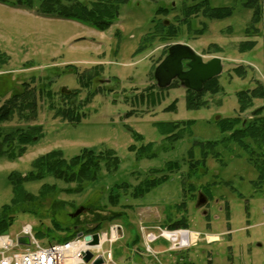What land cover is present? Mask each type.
I'll use <instances>...</instances> for the list:
<instances>
[{"label": "rangeland", "instance_id": "374dc122", "mask_svg": "<svg viewBox=\"0 0 264 264\" xmlns=\"http://www.w3.org/2000/svg\"><path fill=\"white\" fill-rule=\"evenodd\" d=\"M13 1L0 2V53L8 57L0 65V104L12 89L21 91L28 83L36 97L38 113L30 121L15 114L2 126L11 130L40 125L41 135L27 145L17 160L0 158V207L12 197L9 173H26L35 157L50 150L60 149L69 159L84 147L97 151L112 148L121 163L114 172L101 169L99 178L86 182L79 193L61 191L40 200L39 215L16 214L8 233L14 234L22 225L31 224L36 239L45 245L63 240L59 238L65 232L54 233L52 238L47 229L53 227V218L62 227L72 226L84 232L95 226L101 232L117 224L123 228L114 245L102 244L105 250L112 249L107 264H264V183H254L257 170L249 151L226 140L227 134L215 123L220 117L237 113L236 91L253 87L256 79L264 85V25L257 23L259 32L247 36L245 28L251 10L243 7L244 0H208L212 7H233L232 15L224 19L197 15L190 27L193 30L182 26L176 37H156L138 53L135 51L141 39L153 30V21L159 17L155 16L157 7L172 6L170 14L160 15L159 21L171 20L178 26L175 19L182 16L181 5L192 0H126L119 4L117 19L104 31L55 12L41 13L39 0H32L30 7L13 6ZM199 28H204L202 34L195 32ZM244 39L256 43L251 50L240 52L239 42ZM177 42L188 44L204 60L222 58L219 83L223 89L217 94L207 93L205 107L188 109L185 87L178 81L171 88L156 85L154 68L163 59L167 46ZM212 44L221 51H215ZM239 65L246 68L244 78L232 71ZM94 69H99L98 74L82 86L74 71ZM48 89L50 97L46 94ZM73 89L79 93L70 97L72 102L99 90L83 108L84 118L73 123L61 121L54 115L55 108L68 104L70 99L62 93ZM173 101L174 110L164 109ZM255 101L254 108L264 104V99ZM244 116L251 118L247 113ZM184 119L193 123L174 142L165 140L154 125ZM132 131L141 134L143 140L134 141ZM201 141H217L218 158L209 153L205 167L188 177L186 152L193 147L195 158H200ZM148 142L154 144L151 158L137 160L135 153L128 150L130 144L139 147ZM168 161H178L180 168L167 171ZM163 174L168 178L150 192L138 198L132 195L142 180ZM43 183L60 189L74 187L46 178L26 183L25 188L36 193ZM122 183L125 187L119 186ZM112 193L118 195L115 202L110 198ZM200 197L204 200L199 203ZM55 200L61 204H54ZM79 207L84 210L71 216ZM181 219L188 223L189 235L194 238L190 247L171 248L160 238L143 244L149 233L157 234L156 225ZM147 246L151 252L143 254Z\"/></svg>", "mask_w": 264, "mask_h": 264}, {"label": "trees", "instance_id": "16d2710c", "mask_svg": "<svg viewBox=\"0 0 264 264\" xmlns=\"http://www.w3.org/2000/svg\"><path fill=\"white\" fill-rule=\"evenodd\" d=\"M5 0H0L4 3ZM39 11L41 13L55 12L62 18L76 20L88 23L92 28L100 31L108 29L112 23L117 19L120 14V5L126 0H39ZM157 1V0H152ZM32 0H14V6L30 7ZM245 9L251 10V18L248 26L245 28L247 36H251L250 32L258 33L259 30L256 26L257 23L263 22L264 25V0H244L242 3ZM173 7L159 6L155 11V16L164 15L168 16ZM182 16L175 19L178 26L171 20H160L159 17L153 21V30L148 32L141 39L140 44L136 49V53L144 50L146 45L151 43L156 37L161 40H169L176 37L181 31V27L185 26L190 31V28L195 16L202 15L207 19H224L230 17L233 13L231 6H217L212 7L209 5L208 0H192L191 3H183L180 8ZM205 26V24L203 23ZM195 32L202 34L204 28L195 29ZM255 40L247 39L239 42V51L246 52L252 49L255 45ZM170 46V45H169ZM164 51L167 53L168 47ZM215 51H221V48L212 44ZM162 59V57H161ZM8 57L0 53V65L5 64ZM99 69L87 72L74 71L78 81L82 86H87L98 74ZM232 71L236 76L244 78L246 76V68L242 65L233 67ZM254 85L251 88L241 89L236 91V98L238 102L237 113L231 117H220L215 120L219 130L227 134L225 139L236 142L239 146L244 147L249 151L252 164L257 170V180L254 181L255 185L264 183V104L254 108L255 100L264 99V85L259 79L253 80ZM28 83H24V87L20 90L12 89L10 95L0 104V158H6L9 161H15L21 157L27 145L33 142L36 138L40 137V125H29L26 127H15L11 130H6L2 124L12 118L13 115L18 114L19 118L23 121H30L37 116V100L34 96ZM174 81L171 86L174 87ZM168 87V88H169ZM223 87L219 83V76L211 78L203 84L200 91H192L186 88L185 105L188 109H199L207 105V100L204 96L207 93L217 94L222 91ZM90 91L85 98L79 102H72L70 97L76 96L79 92L73 89L70 93H62V96L69 98L70 101L65 107L55 108L54 115L59 117L61 121L78 122L85 116V106L90 102L96 91ZM47 95H51L49 89L46 91ZM71 97V98H72ZM66 98V99H67ZM175 101L170 103L166 110L175 109ZM51 108H54L50 105ZM170 108V109H169ZM249 111V112H248ZM251 116L250 119L245 117V114ZM130 112L126 113L129 115ZM193 123L192 120L180 121H159L154 125L158 133L169 142L181 139L186 133V128H189ZM134 141H142L143 136L135 131H132ZM217 141H201L200 145V158H195L193 147H190L187 154V168L188 177H191L206 165V160L209 153L212 157L218 158V151L215 149ZM154 144L148 142L137 147L135 144H130L128 150L135 153L136 159L140 160L144 157L151 158L154 156ZM121 160L116 151L112 148H105L96 150L93 148L84 147L80 152L69 159H65L63 152L60 149H53L44 154L35 157L31 161V169L24 174L17 172H10L7 176L11 184L12 197L8 203L0 207V233L6 232L12 225L14 217L18 213H36L39 215L40 208H37L38 202L48 196L54 197L61 191L67 193H79L83 190L86 182L95 181L99 178L101 169L104 168L106 172H114L118 170ZM178 161H168L166 163V170L173 171L180 168ZM46 178H53L62 181L64 184H73L74 187L57 188L55 184L43 183L36 193H33L25 188V184L29 182H39ZM168 178L167 174H163L158 178H150L142 180L141 183L134 187L132 195L135 197L143 196L145 193L165 181ZM119 186L125 187L122 183ZM184 190V189H183ZM113 202L117 201L118 195L109 194ZM54 204H61L55 200ZM40 207V206H39ZM228 207V205H227ZM54 214V212H52ZM53 227H47L51 230L52 238L54 233L59 231L65 232L59 239L67 240L72 238L79 232L72 226L62 227L56 218L51 219ZM171 228H188V223L185 219L177 220L172 223L166 224ZM99 226L87 229L89 231H97ZM58 236V235H57ZM137 239V237L135 238ZM134 239V240H135ZM59 240V241H63ZM138 241V240H137Z\"/></svg>", "mask_w": 264, "mask_h": 264}, {"label": "built area", "instance_id": "2783aa9c", "mask_svg": "<svg viewBox=\"0 0 264 264\" xmlns=\"http://www.w3.org/2000/svg\"><path fill=\"white\" fill-rule=\"evenodd\" d=\"M157 234H152L147 237L148 240L156 241L157 238L167 240L171 243V248H181L188 246L190 242L194 241L189 232L181 229H164L154 227ZM120 229L117 225H111L108 230L96 232H81L74 238L62 242L63 264H93L94 260L98 257L103 259L102 264H107L111 259V249L105 250L104 243L109 246L114 245V242L119 237ZM88 234L90 239H86L85 235ZM96 234L98 237L97 244H90L91 237ZM19 235L28 236L29 243L21 244L18 242ZM147 245V244H146ZM150 247L147 246L146 250L151 252ZM86 251L92 253L88 262L82 258ZM0 264H54V250L53 242L52 247H41L38 239L33 234V228L30 224H24L18 234L12 237L10 234L0 235ZM125 264V263H123ZM129 264V263H127Z\"/></svg>", "mask_w": 264, "mask_h": 264}, {"label": "water", "instance_id": "95a60500", "mask_svg": "<svg viewBox=\"0 0 264 264\" xmlns=\"http://www.w3.org/2000/svg\"><path fill=\"white\" fill-rule=\"evenodd\" d=\"M221 63V58L218 56L204 61L203 57L194 53V50L188 44L177 42L168 47L166 56L155 67L154 78L159 87H166L173 79H178L185 87L200 91L207 80L218 76L222 72L223 65ZM184 66L187 67L186 70L183 69ZM203 200L201 199L199 203ZM83 209L84 207L76 208L70 215L76 216ZM85 238L90 239L89 235ZM19 242L27 243L28 238L19 237ZM97 243L98 237L94 234L91 237L90 244ZM90 257H92V253L86 251L82 259L88 262ZM102 262V258L98 257L93 264H101Z\"/></svg>", "mask_w": 264, "mask_h": 264}, {"label": "bare ground", "instance_id": "6f19581e", "mask_svg": "<svg viewBox=\"0 0 264 264\" xmlns=\"http://www.w3.org/2000/svg\"><path fill=\"white\" fill-rule=\"evenodd\" d=\"M41 247H52V242L49 244L42 245ZM54 250V264H63V254H62V242H53Z\"/></svg>", "mask_w": 264, "mask_h": 264}, {"label": "flooded vegetation", "instance_id": "af4514ba", "mask_svg": "<svg viewBox=\"0 0 264 264\" xmlns=\"http://www.w3.org/2000/svg\"><path fill=\"white\" fill-rule=\"evenodd\" d=\"M185 62H186V61H185ZM183 69H184V70H186V69H187V67H186V66H184V67H183Z\"/></svg>", "mask_w": 264, "mask_h": 264}]
</instances>
